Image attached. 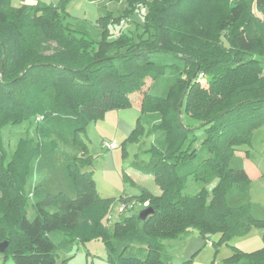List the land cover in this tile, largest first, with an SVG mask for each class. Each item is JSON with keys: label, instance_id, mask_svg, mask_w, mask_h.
Listing matches in <instances>:
<instances>
[{"label": "trees", "instance_id": "obj_1", "mask_svg": "<svg viewBox=\"0 0 264 264\" xmlns=\"http://www.w3.org/2000/svg\"><path fill=\"white\" fill-rule=\"evenodd\" d=\"M10 1L0 0L3 258L10 252L15 264H54L58 248L102 239L107 264H174L163 256V240L189 228L202 235L218 231V242H226L259 226L262 247L251 252L234 247L223 264H264V207L251 202L243 160L235 155L264 125V36L249 26L252 19L241 22L246 0H126L119 17L97 18L100 38L91 44L90 24L65 26L59 5ZM248 1L264 8V0ZM137 12L143 14L138 36H146L136 40L120 30L108 39L107 22ZM33 27L44 40L75 44L39 60L24 40ZM161 76L167 80L161 94L143 89L146 78ZM140 90L141 113L123 143L142 134L144 113L159 112L160 121L150 125L162 138L153 140L141 170L160 191L141 188L136 196H120L123 204L147 202L153 211L142 220L136 213L123 216L109 231L102 219L115 199L97 196L80 133L107 111L131 107V95ZM182 110L200 122V140L181 122ZM25 121L32 135L20 138L7 157L2 128ZM189 177L203 183L191 195L182 192Z\"/></svg>", "mask_w": 264, "mask_h": 264}, {"label": "rangeland", "instance_id": "obj_2", "mask_svg": "<svg viewBox=\"0 0 264 264\" xmlns=\"http://www.w3.org/2000/svg\"><path fill=\"white\" fill-rule=\"evenodd\" d=\"M37 1L59 5L58 9L63 13V24L69 28H75L79 22L90 24L92 27V29L88 27L90 44L91 41L100 38V29L95 27L97 18L108 16L117 18L126 7V0H24L30 5H35ZM22 2L21 0H11L10 4L19 6ZM154 2L152 1L150 5L152 6ZM246 2V11L241 22H248L246 20L252 19V25L249 23V26L264 36V8L258 9L253 2L248 0ZM142 21L143 14L137 12L131 17H122L119 23L107 22L108 39H113L122 30L133 35L137 40L143 35L138 36L142 30ZM212 29L213 27L208 23L206 30L212 31ZM145 33L143 36H146ZM24 40L26 45L33 49L35 57L39 60L47 59L48 55L64 45L72 46L71 44H75L69 41L44 40L35 27L25 31ZM224 45L226 46L228 43L225 42ZM262 62L264 66V57ZM262 73L264 75V69ZM165 77L161 76L155 80L146 78L143 89L149 87L150 93L161 94L167 84ZM202 79H205V76ZM142 90L131 95L133 102L131 107L107 111L103 118L89 121L84 131L80 133V137L87 145V153L91 155L90 169L96 184L97 196L115 199L102 219L109 231L112 230V224L123 216L138 214L140 210L146 207L144 202L141 203L136 200L123 204L122 201L118 200L120 196H136L140 193L141 188H146L153 193L160 191L153 177L141 170V166L145 165L151 156L150 147L153 140L162 138V132L153 130L150 125L153 124V121L156 123L160 121L159 112L144 113L142 134L134 140L123 143L140 116L139 104ZM180 120L184 125L194 128V136L198 140L203 137L204 132L200 127V122L190 117L184 110L180 114ZM30 125L29 122L25 121L20 125H6L2 128V145L7 157L14 152L20 138L32 135ZM104 139H114L119 146L112 150H105L101 147V141ZM235 155L242 158L244 168L247 171L246 187L251 202L264 207V125L258 126L252 131L249 143L244 142L236 147ZM125 175L131 177L135 183H132L131 178L129 179ZM202 184L200 181H195L189 177L182 192L187 195L194 194ZM211 185L208 184L207 187L210 188ZM32 197L33 195L29 191L26 198L28 218L33 216ZM121 207L122 210H119ZM261 232V227L252 226L245 235L233 236L226 242H218L220 236L218 231L202 235L197 228H189L179 236L164 241L163 256L174 264H181L187 259L192 260L191 264H223L225 259L233 253L234 247L243 252H251L261 248L263 245ZM59 234L62 233L59 231V233L52 235L53 240H57ZM166 250L170 257L166 254ZM106 255L107 249L102 239H91L85 243L74 241L66 249H57L54 264H107ZM0 264H15L10 252L7 253L6 258L0 254Z\"/></svg>", "mask_w": 264, "mask_h": 264}, {"label": "water", "instance_id": "obj_3", "mask_svg": "<svg viewBox=\"0 0 264 264\" xmlns=\"http://www.w3.org/2000/svg\"><path fill=\"white\" fill-rule=\"evenodd\" d=\"M152 208L150 207H145L142 210L139 211L138 217L139 219H144L149 213H152ZM7 246V241H2L0 242V253H2Z\"/></svg>", "mask_w": 264, "mask_h": 264}, {"label": "built area", "instance_id": "obj_4", "mask_svg": "<svg viewBox=\"0 0 264 264\" xmlns=\"http://www.w3.org/2000/svg\"><path fill=\"white\" fill-rule=\"evenodd\" d=\"M119 145L118 143L113 139V140H108V139H104L101 141V147L105 150H112L117 148ZM144 205H147V202H144ZM119 210H122V207L119 208Z\"/></svg>", "mask_w": 264, "mask_h": 264}, {"label": "crops", "instance_id": "obj_5", "mask_svg": "<svg viewBox=\"0 0 264 264\" xmlns=\"http://www.w3.org/2000/svg\"><path fill=\"white\" fill-rule=\"evenodd\" d=\"M244 165V164H243ZM247 172V171H246ZM131 177H129V179H130ZM131 180L133 181V183H135V181L131 178ZM158 187V186H157ZM158 189V188H157ZM159 191V190H158ZM158 193V192H157ZM166 240H168V239H166ZM164 241L165 240H163V245L165 244L164 243ZM167 246V245H166ZM166 254L168 255V257H170V255L168 254V251L166 250Z\"/></svg>", "mask_w": 264, "mask_h": 264}]
</instances>
